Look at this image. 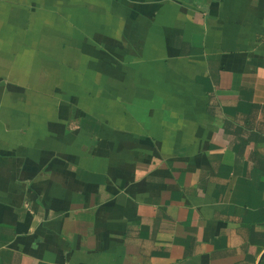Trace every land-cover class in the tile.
<instances>
[{
	"label": "crops",
	"instance_id": "crops-1",
	"mask_svg": "<svg viewBox=\"0 0 264 264\" xmlns=\"http://www.w3.org/2000/svg\"><path fill=\"white\" fill-rule=\"evenodd\" d=\"M264 0H0V264H261Z\"/></svg>",
	"mask_w": 264,
	"mask_h": 264
},
{
	"label": "trees",
	"instance_id": "trees-1",
	"mask_svg": "<svg viewBox=\"0 0 264 264\" xmlns=\"http://www.w3.org/2000/svg\"><path fill=\"white\" fill-rule=\"evenodd\" d=\"M261 264H264V257H263V259H262V262H261Z\"/></svg>",
	"mask_w": 264,
	"mask_h": 264
}]
</instances>
